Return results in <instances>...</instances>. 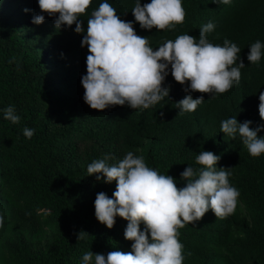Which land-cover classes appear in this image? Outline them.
Listing matches in <instances>:
<instances>
[{"label": "trees", "instance_id": "obj_1", "mask_svg": "<svg viewBox=\"0 0 264 264\" xmlns=\"http://www.w3.org/2000/svg\"><path fill=\"white\" fill-rule=\"evenodd\" d=\"M108 2L120 19L134 21L135 0ZM148 2L141 0L142 5ZM100 3L91 0L78 18L85 29ZM182 5L185 19L174 29H142L135 22V31L148 36L149 46L156 49L181 34L198 38L200 27L211 20L215 28L206 34L208 40L214 45L225 39L235 42L246 66L229 90L211 97L193 92L205 101L195 111L178 114L176 101L188 93L171 72L163 82L170 85L169 97L147 109L127 104L91 108L81 84L86 33H76L75 23L56 29L47 13L43 23H32L41 11L38 0H0V109L13 105L20 116L13 124L0 112V264H81L87 251L105 256L131 251L133 241L124 236L126 219L117 216L108 228L94 215L96 194L111 197L116 181H97L96 174L88 175V164L106 156L113 164L132 151L159 174L172 175L182 188L186 180L180 173L188 164L205 167L195 160L203 150L220 156L218 167H231L228 179L239 192L235 209L242 205L245 218L239 225L233 213L221 218L209 209L179 228L182 264H264V153L251 156L239 136L220 131L221 120L230 116L253 121L252 128L264 124L258 109L264 55L257 63L247 59L249 45L264 42V0H232L228 5L182 0ZM25 127L35 130L31 138L24 136ZM235 227L242 234L228 248L231 260L225 262L217 250L230 244ZM80 230L88 233L77 242Z\"/></svg>", "mask_w": 264, "mask_h": 264}, {"label": "clouds", "instance_id": "obj_2", "mask_svg": "<svg viewBox=\"0 0 264 264\" xmlns=\"http://www.w3.org/2000/svg\"><path fill=\"white\" fill-rule=\"evenodd\" d=\"M213 2L228 5L232 0ZM90 3L91 0H38L41 11L32 16V23H43V13H47L54 17L56 29L75 23L76 33H86L81 40V46L88 48L86 74L82 75L81 84L85 90L83 100L91 108L102 110L127 104L133 109H147L169 97L170 85H163L169 72L175 81L185 85L183 90L188 93L176 101L178 114L195 111L205 101L203 95L194 98L193 92L210 93L211 97L239 82L241 69L246 66L237 55L241 49L228 39L222 45L208 40L206 34L214 30V21L200 27L198 38L181 34L156 49L149 46L148 36L137 34L135 22H139L142 29L155 26L157 31L171 30L183 23L182 0H150L143 5L141 0H135L131 9L134 21L120 19L108 0H101L87 19L85 29L78 18ZM249 49L248 61L257 63L264 55V42L256 40ZM259 101V115L264 119V91L260 92ZM0 112L13 124L20 120L13 105ZM252 123L230 116L221 120L220 131L233 138L239 136L249 154L255 157L264 153V135H258L264 124L252 128ZM34 131L25 127L23 134L31 138ZM107 159L106 156L93 160L87 166L88 175L96 174L97 181H116L111 197L103 191L96 194L94 215L108 228L113 227L117 216L126 219L124 236L133 243L129 252L117 250L105 256L87 251L81 264H182L183 245L178 239V229L199 220L209 209L221 218L235 210L239 192L228 179L231 167H218L220 156L210 150L200 151L195 157L196 162L205 167L194 169L188 164L180 173V178L186 180L182 188L177 187L172 175L159 174L158 170L146 165L143 156L134 155L132 151L113 164L107 163ZM3 219L0 215V227ZM86 233L84 230L76 233L77 242L84 239Z\"/></svg>", "mask_w": 264, "mask_h": 264}, {"label": "rangeland", "instance_id": "obj_3", "mask_svg": "<svg viewBox=\"0 0 264 264\" xmlns=\"http://www.w3.org/2000/svg\"><path fill=\"white\" fill-rule=\"evenodd\" d=\"M233 215H234V222H235V223H238L239 225H241L243 219L245 218V213H244V208H243V206L240 205L238 209H235L234 212H233ZM235 223H234V224H235ZM240 228H241V227H240ZM240 228H236V227L234 228V230H233V237H232V239H231L229 245H227L226 247H224V248L221 249V250H217V255H218L221 259H223V261H225V262H226V261L228 262V261L231 260V256H230V253H229V249H228V248L230 247V245L233 244L234 239H235L238 235L242 234V230H241Z\"/></svg>", "mask_w": 264, "mask_h": 264}]
</instances>
